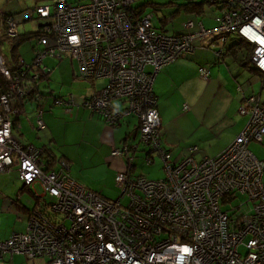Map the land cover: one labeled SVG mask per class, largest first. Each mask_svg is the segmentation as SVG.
I'll list each match as a JSON object with an SVG mask.
<instances>
[{
  "label": "built area",
  "instance_id": "obj_1",
  "mask_svg": "<svg viewBox=\"0 0 264 264\" xmlns=\"http://www.w3.org/2000/svg\"><path fill=\"white\" fill-rule=\"evenodd\" d=\"M207 1L219 6L216 28L200 22L199 30L191 31L195 23L189 20L188 32L167 34L155 26L154 12H138L135 0H55L33 12L44 23L31 63L20 58L10 67L0 49V173L17 170L26 187L40 184L50 198L29 211L25 231L0 238V258L47 257L44 264H264V158L249 148L252 141L264 144L260 96L245 97L240 113L250 116L248 123L214 157L199 161L194 146L192 155L175 159L162 141L155 76L194 52L195 39L217 34L226 44L241 38L253 47L250 63L264 72V0ZM4 20L9 36L16 37L15 18ZM65 55L78 60L81 79H106L85 98L88 109L112 125L139 117L140 143L150 148L145 160L151 162L158 152L164 178L121 172L115 180L122 196L109 199L78 182L65 162L57 166L52 150L13 135L14 101L26 98L32 91L28 84L51 71L46 59ZM200 73L210 76L205 67ZM57 98L60 105L74 103L72 97ZM43 114L38 111L39 129L46 128ZM131 151L126 144L113 148L112 155L134 159ZM124 195L130 197L126 205Z\"/></svg>",
  "mask_w": 264,
  "mask_h": 264
},
{
  "label": "crops",
  "instance_id": "obj_2",
  "mask_svg": "<svg viewBox=\"0 0 264 264\" xmlns=\"http://www.w3.org/2000/svg\"><path fill=\"white\" fill-rule=\"evenodd\" d=\"M25 1L29 3L28 7L23 8L20 11L22 13L18 14L20 16L18 23H20L22 30H27L23 29L25 28V25H23L25 21L37 17L36 14H33L35 1ZM39 4L44 5V3L40 2ZM218 12L219 8L216 6V9H213L210 15V17L213 19V22L211 21L209 23L203 19L204 16H207V13L204 16L196 15L195 17L187 15L189 18L188 21L193 20L195 23V26L191 29V31L199 30L200 22H202L208 29L216 28V15ZM188 21H186V23ZM172 30L173 32L171 34L188 32L186 24L182 30L179 28L178 30ZM219 42L220 41L218 40L217 34H212L211 36L201 39H195L194 52L186 54L176 59L174 62L163 66L156 73L154 91L157 95L158 108L161 116L162 141L164 146H166L172 152L175 159H182L186 156L185 153L179 151L174 153L172 147L169 145L171 144L170 141L172 139L163 126L169 111L173 110L177 113L179 110L184 112L189 110L193 112L195 110L196 113L199 114V108H207L205 116L215 114L218 117V114L221 112L222 118H219L223 119L226 115L228 117L232 115V108H241L245 102V97L247 96L245 93H243L242 97H240V93H231L226 84H224V82L228 84L229 82H232L233 84L234 77L231 73L229 74L228 78L225 77L224 81H220V83H218V78L222 80V74L220 70L219 72L216 70L215 65L218 63H224L225 60L222 56V53H225L227 50H224V48L218 49L219 47L217 44ZM227 43L224 45H227ZM35 48L36 45L34 47V52ZM74 59L75 58L72 59L73 61L71 63H74ZM75 60L78 62L77 59ZM65 61L66 60H64V57H56L51 59L48 58L45 60L51 71L55 68V65H59V67H61L65 64L64 71L65 75H67L65 76L66 82L70 83L78 78L81 79L78 76L80 70L79 62V68L76 69L75 65H71V68H69V65L66 64ZM200 67L208 68L210 70V76L207 78L204 77L200 73ZM212 75L214 76L212 77ZM96 81L97 80H89V82L92 83V86H86V82L82 83L84 87L79 90L78 94L73 92L70 87L69 90H64L60 96H55L54 93L51 92L49 96H42L39 100L30 99V101L27 100L24 101V103H21L22 101H18L19 99L15 100L14 106L16 112L13 116V135L23 143H34L37 146H44L52 150L58 160L57 166L61 164V162H65L69 173L79 182L81 181L78 179L79 176L76 175L77 173L75 170V165H85V154L90 155L94 159L100 156L102 159L107 160L113 169L112 174H114L115 177L121 172H131L133 176H141L142 174H135V159L137 158L138 150L140 149L141 145L140 140L135 141L140 135L139 118L135 115L127 116L121 119L120 123L112 125L106 122L101 114L89 110L84 104V100L86 97L100 90L96 84ZM211 86L212 90H209ZM239 89L240 87L238 88V91ZM56 97H64L68 99L69 97H72L74 103L68 106L60 105L55 102ZM115 104L120 105L122 103L117 100ZM185 104L189 105V110L184 109ZM41 109L43 110V118L46 123V128L44 129H39L37 124L38 111ZM211 120V122H214L216 119L211 118ZM133 123L135 124L134 131L132 129ZM241 128L242 125L239 129H237L232 141H234L235 138L242 132H240V130H242ZM25 130H29L28 132L33 133L36 137H34V135L33 137H27L25 135ZM41 132L44 133V136L40 135ZM126 144L133 148L131 153L134 156V159H130L128 155H112L113 148L124 146ZM78 153L80 155L79 158ZM190 153L192 154L191 150ZM127 160L128 167L126 169ZM81 184L83 183L81 182ZM38 185L40 184H36L34 188L26 186L24 187V189L31 191L35 196V202H33L32 205V201H30L28 205L24 203V200H26L23 198L24 196H21V198L12 197L11 208L18 210L19 215L11 224V227H8L10 229L0 223V238L7 239L14 232L25 231L28 227L29 210L35 208L37 205L39 206L45 201V198L50 199L49 196H44V191L40 194L38 193V189L36 187ZM87 187L94 189L100 192L106 198H109L103 194L105 189L98 190L95 185L92 187L89 185ZM24 189L22 188V191ZM122 193L119 196H122ZM15 197H17V195ZM13 256H6L4 258L11 257L12 259Z\"/></svg>",
  "mask_w": 264,
  "mask_h": 264
},
{
  "label": "rangeland",
  "instance_id": "obj_3",
  "mask_svg": "<svg viewBox=\"0 0 264 264\" xmlns=\"http://www.w3.org/2000/svg\"><path fill=\"white\" fill-rule=\"evenodd\" d=\"M69 1L72 3H86L90 0ZM147 1H152L153 3L159 4L156 8L152 4L147 5L145 8L147 12L155 13V26L161 30H164L167 34L172 33V29L178 30L179 28L182 30L183 27H185L186 21H188L189 19L187 15H191L192 17H195L196 15L200 16L195 13H188L185 8H181V5L183 3H186L188 0H135V6L143 5ZM54 2L55 0H40V3H44V5L51 4L53 6ZM171 2L175 3L171 4ZM28 4L29 3L25 0H0V14L5 15L15 13L13 15L19 20L20 16L18 14L22 13L20 11L23 8L28 7ZM205 9L206 12L202 15L204 16L207 13V16H204L203 19H205L207 23L211 21L213 22V19L210 17V15L212 10L216 9V6L206 5ZM1 17L2 16H0V36L5 32V27H3L2 25L3 18ZM165 18L169 19L166 25L162 23V19ZM43 21L44 20L41 18H33L31 20H27L23 23V25H25V28L23 29L39 31L41 30V26L44 23ZM233 38L234 36L232 37V40L227 43V45L219 42L217 44V46L219 47L218 49L224 48V50H226L227 47L232 44ZM37 40L38 37L33 36L31 39L27 40L19 49L20 53L22 54V58L25 59L27 63H31L33 61L35 55L34 47L35 45H37ZM0 49L5 54V51L8 49L5 42L0 45ZM244 55L245 54L240 53L238 57H234L232 55L225 56L224 63H218L215 65L216 70H218V72L220 70L222 74V80L217 77L218 83H220V81H224L225 77L228 78L229 74L231 73L234 77L233 84L232 82H229V84L224 82L231 93H240V97H242L243 93H245L247 96L260 95L261 103L264 104V83L262 82L263 77L260 75V73L247 68L243 64L242 61ZM72 59L73 57L71 56H64V60H66L65 62L69 65V68H71V65H75V68L78 69V62L74 59V63H71L73 61ZM250 68L255 67L250 64ZM64 69L65 64L61 67H59V65H55V68L51 71L49 78L45 77L44 79L38 81V86L41 88V92H44V94L53 92L55 96H60V94L64 90H69V88L71 87V90L78 94L79 90L84 87L82 83L86 82V86H92V83H90L89 80L86 79L84 80L78 78L70 83L66 82L65 76L67 75H65ZM213 76L214 75H212V77ZM96 84L101 89L106 85V79L97 80ZM239 87H241L243 90L239 89L238 91ZM209 90H212V86ZM206 111L207 108H199V114L196 113L195 110L193 112L190 110L187 112L179 110L177 113L173 110L169 111L163 126L172 139L170 141L171 144L169 145L170 147H172L174 153H177L179 151L185 153V156H189L191 154V148L197 146L199 149L193 155L199 161L203 160L206 157H214L230 145L237 129H239L242 125L241 129L243 130L250 117L249 115L241 114L240 108H232V115L230 117L226 115L223 119H221V112L217 117L215 114L205 116ZM211 118H214L216 120H214V122H211ZM132 129L133 131L135 130L134 123L132 125ZM242 130H240V132ZM28 131L29 130H25V135L27 137H33L34 134L29 133ZM40 135L44 136V133L41 132ZM34 137L36 136L34 135ZM139 138L140 135L135 141H139ZM249 148L261 159L264 158V144L252 141L249 144ZM146 151H150V148L146 147L144 143H141L137 158L135 159V174H142L153 180L164 178L166 175V171L164 167L163 157L158 152H156L154 154V159H152L151 162H147L145 160ZM79 157L80 155L78 153V158ZM99 157L94 159L90 155L85 154V165H75V170L77 173L76 175L79 176L78 179L84 185H90L91 187L95 185L98 190L105 189L103 194L113 200H116L118 196L121 195L123 187L117 184L115 175L112 174L113 169L109 165L108 161ZM127 167L128 160L126 161V169ZM23 186L24 182L19 177L17 170L0 173V223L7 228L11 227V224L15 221V218L19 215L18 210L11 208L12 197L21 198V196H24L23 198L26 199L24 200V203L26 205H28L30 201H32L31 205L33 204V202H35V196L33 195V193L27 189H24L22 191ZM36 187L39 194L44 191L41 185H38ZM16 195L17 197H15ZM244 199L245 198L240 197L238 200L240 202H243ZM129 200L130 197L128 195H124L122 197V201L125 205L129 203ZM238 200H235L233 203L238 204ZM223 207L226 208V206ZM47 260V257L33 259L29 258L25 254H15L12 259L11 257L0 258V264H44V262Z\"/></svg>",
  "mask_w": 264,
  "mask_h": 264
},
{
  "label": "trees",
  "instance_id": "obj_4",
  "mask_svg": "<svg viewBox=\"0 0 264 264\" xmlns=\"http://www.w3.org/2000/svg\"><path fill=\"white\" fill-rule=\"evenodd\" d=\"M35 3V7L39 6V5H42V4H39L40 0H34ZM175 2H171V4H173ZM149 4H152L155 8L159 5L157 3H153L152 1H147L145 4L143 5H138L136 6V9L138 10V12H143L146 8L147 5ZM206 5H215L217 6V8H219L218 4H214L212 2H209L207 0H188L186 3H183L181 5V8H185L186 11L188 13H196L198 15H202L206 12ZM35 10V8H34ZM33 10V12H34ZM14 13H11V14H5V15H1L2 16L1 18H3V27H5V32L4 34H2L0 36V45L3 44V42L6 43L7 45V50L5 51V56H6V60H7V63H8V66L10 67H17L16 65L18 64L20 58H22V54L20 53V48L21 46L29 39H31L33 36H37L39 37L40 34H41V30L39 31H33V30H21L20 28V23H18V19L15 18V16L13 15ZM35 15V14H34ZM7 16H13L17 22V25L19 27V34L16 36V37H11L9 36L8 34V31H7V27H6V24H5V17ZM37 17L35 18H41L39 17L38 15H36ZM43 19V18H41ZM169 21V19L165 18V19H162V23L164 25H166V23ZM232 40V39H231ZM237 46V47H236ZM252 51H253V47L252 45L241 39V38H238V37H234L233 38V41H232V44L230 46L227 47V50L225 53H222V56L225 58V56H234V57H238V55L240 53H243L245 54L244 57H243V64L249 68V69H252L253 71L255 72H258L260 73V75L263 77V83H264V72L262 71H259L255 68H250V59H251V54H252ZM35 58V56H34ZM33 58V59H34ZM51 71L47 74V78H49V75H50ZM44 78V77H43ZM0 80H2V77L0 76ZM29 87L32 88V91L31 93L26 97V98H18L19 100L18 101H22L21 103H24V101H27L32 98H34L36 95H41L46 97V96H49L51 93L47 94L44 92H41V88L38 86V80L37 81H33V83H29L28 84ZM56 99H58L56 97ZM130 116H134V115H130ZM136 116V115H135ZM138 117V116H137ZM139 118V117H138ZM121 122V121H120ZM140 122V120H139ZM51 151V150H49ZM147 153V152H146ZM25 185L22 187L24 189ZM26 207V206H24ZM33 209V208H32ZM32 209H30L29 211H31Z\"/></svg>",
  "mask_w": 264,
  "mask_h": 264
},
{
  "label": "water",
  "instance_id": "obj_5",
  "mask_svg": "<svg viewBox=\"0 0 264 264\" xmlns=\"http://www.w3.org/2000/svg\"><path fill=\"white\" fill-rule=\"evenodd\" d=\"M146 152H149V151H146ZM121 196H119L116 200H119Z\"/></svg>",
  "mask_w": 264,
  "mask_h": 264
}]
</instances>
